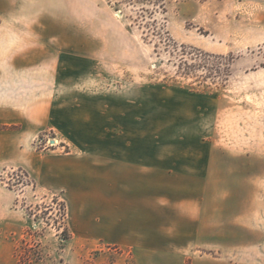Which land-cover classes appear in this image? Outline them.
Listing matches in <instances>:
<instances>
[{
	"label": "rangeland",
	"instance_id": "374dc122",
	"mask_svg": "<svg viewBox=\"0 0 264 264\" xmlns=\"http://www.w3.org/2000/svg\"><path fill=\"white\" fill-rule=\"evenodd\" d=\"M20 9L25 20L0 31L26 37H0V53L20 40L42 46L24 33L41 31L45 52L55 46L75 67L76 98H124L125 108L149 112L157 145L198 149L217 165L221 195L233 165L238 176L250 158L253 176L264 171V0H25ZM219 66L225 76L214 73ZM47 69L28 79L53 95ZM54 137L47 129L32 145L53 148ZM0 165L6 216L21 210L16 264H135L127 249L76 245L64 232L61 197L36 191L21 168ZM226 208L221 198L220 212Z\"/></svg>",
	"mask_w": 264,
	"mask_h": 264
},
{
	"label": "crops",
	"instance_id": "0c3cea01",
	"mask_svg": "<svg viewBox=\"0 0 264 264\" xmlns=\"http://www.w3.org/2000/svg\"><path fill=\"white\" fill-rule=\"evenodd\" d=\"M24 3L0 0V28L25 20ZM24 33L42 46L20 40L0 53V163L21 168L39 193L61 197L76 245L127 249L135 264H264V171L253 176L250 158L238 176L233 165L221 195L220 170L200 150L157 145L153 116L125 108L124 98H76L68 54L51 45L46 53L41 31ZM47 67L53 95L28 79ZM47 129L55 147L36 149ZM13 212L6 216L0 198V264H16L22 218Z\"/></svg>",
	"mask_w": 264,
	"mask_h": 264
},
{
	"label": "trees",
	"instance_id": "16d2710c",
	"mask_svg": "<svg viewBox=\"0 0 264 264\" xmlns=\"http://www.w3.org/2000/svg\"><path fill=\"white\" fill-rule=\"evenodd\" d=\"M208 56V55H207ZM216 60H219V59H222L223 58V56H213ZM206 56L205 55H203V62H207L206 61ZM219 62V61H218ZM186 66H188L187 64H185ZM214 71V73H218V75L220 76V75H226V69H223V68H220V66L218 67V68H216V69H214L213 70ZM62 215H63V218H64V232L65 233H67L68 232V227H67V224H66V219H67V216H66V207H65V203H64V201L62 202Z\"/></svg>",
	"mask_w": 264,
	"mask_h": 264
},
{
	"label": "water",
	"instance_id": "95a60500",
	"mask_svg": "<svg viewBox=\"0 0 264 264\" xmlns=\"http://www.w3.org/2000/svg\"><path fill=\"white\" fill-rule=\"evenodd\" d=\"M52 142H54V140H52Z\"/></svg>",
	"mask_w": 264,
	"mask_h": 264
}]
</instances>
